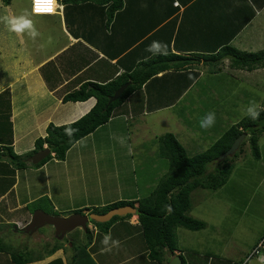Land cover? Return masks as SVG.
<instances>
[{"label":"crops","instance_id":"0c3cea01","mask_svg":"<svg viewBox=\"0 0 264 264\" xmlns=\"http://www.w3.org/2000/svg\"><path fill=\"white\" fill-rule=\"evenodd\" d=\"M145 1L146 3L142 5V8L137 10L136 16L133 13L126 18L123 16H121L122 18L115 17L109 29L105 26V21L104 24H101L102 12L90 10V8L82 14H78L80 16L77 26L70 27L65 15V6L63 3H59L61 0H58V5H63V8L61 9L59 6L57 14L48 15L50 18L45 24H42L41 17L34 15L30 9L27 14L39 33L34 40L27 33L18 35L8 30L4 18L20 15L11 9L12 6L7 7L0 3V148L4 147L5 151V153L2 152L3 150L0 151V226L16 225L17 234L25 235V238L26 235L31 237L29 241L26 238V241L21 244V247L25 244L29 245L25 249V252L28 253L20 255L18 258L13 256L12 262L4 261L6 254L0 248V264H8V262L18 264L16 258L23 264H76L75 257L79 246L87 248V252L96 264H155L151 261L150 249L140 226L138 216L141 200L140 191L139 189L127 191L128 183H131V177L135 178L137 168L134 165L130 168L128 164L127 157L133 161L132 150L129 156L123 154L121 164L115 166L114 159H109L112 155L106 153L107 148L104 145L110 138L108 140L110 143L112 140H116L121 146L127 147L129 150V135L126 134L125 137L122 135L115 136L113 131V129L117 130L115 122L125 115L123 112L118 116L116 110L130 107L133 112L137 111L138 105L133 102V96H136L139 101L145 96L148 104L150 100H153L149 106L154 109L148 112L153 119L151 118L149 125H144V128L150 129L140 135L143 140L139 146L148 147L153 162L158 163L152 168V171L155 169L159 175L155 178L161 179L152 182L155 186L152 184L148 186L151 193L147 197L151 196L172 170L171 164L162 150V154H160L162 136L160 137L159 133L169 134L168 128L164 125L161 128L166 127V131L159 132L157 127L151 128L150 126L157 119L163 122H171L173 125L178 123L176 124V132H171V134L181 143L183 139L180 140L178 129L182 135L184 132H189L182 121L184 116H188L187 111L183 114L182 105L188 96V92L206 75L204 70L207 67L203 66V63L197 65L196 61L188 62L187 66L201 70V76L177 102L170 103L172 98L177 95L167 92L170 89L167 88L166 91L165 84H162L163 88L160 86V90L158 85H155V89H148V91L144 86L114 111L111 120L106 125L77 142L76 145L79 143L80 145L75 146L81 148L79 154L82 156L78 164L80 170H85L84 163L88 157L92 160V165L95 166L100 165L97 158H100L101 162L104 159H109V162L111 161L114 165L113 170L110 171L106 161L107 169L97 171L93 175L95 177L103 173L104 177L101 182L107 183L100 186L102 192L96 195L97 198L83 189H78L81 185V178L80 175H76L77 171L72 175L69 170H65L67 156L75 146L67 152L64 161L53 158L41 167L28 166L24 169H17L6 153L7 148H12L15 154L25 157L35 150L36 140L47 136V128L50 124L56 126L71 124L88 114L96 105V98H91L85 102L64 103V97L79 90L83 84H104L123 74L125 69L118 62V58L123 56L125 51L120 55H117V52L119 49L127 47L128 44L131 48L140 45L139 47H142V50L146 52L143 53L147 55V57H142L144 60L155 56L146 49L148 48V39L156 32L165 33L167 51L182 56L191 57L194 54H205L206 51L203 50L207 48H220L228 45L242 51L255 52L253 51V48H256L255 40L248 42L246 46L242 38L252 40V36L264 32V0H206V5L204 3L202 5L200 0H175L176 10H173L174 13L169 6V0ZM150 6L156 7L155 13L150 11ZM253 11H256L255 18L231 41V30L235 28L236 22L240 18H244L245 15H250ZM73 13L75 14V12ZM156 21H158V25L155 24ZM71 28L77 33L74 34ZM111 28H113V32L110 30ZM108 33H110V37ZM170 35L172 36L171 40H169ZM206 41H208L207 45ZM236 44L239 46L237 47ZM196 50H200V52ZM228 62H230L229 59L223 60L219 65V70L210 73V75L241 79L245 75L251 74L246 70L225 68ZM167 72L170 78L163 77V83L166 85L168 81L175 84L179 79L177 75L181 76V74L176 73V70H170L159 74L158 77L167 74ZM213 93H210V96ZM240 105L239 103L238 108ZM130 108L128 109L130 110ZM258 108L261 109L262 106ZM140 110L145 113L143 104H141ZM214 111L217 117L229 116H222L218 109L214 108ZM238 121L234 120L230 126ZM102 128L106 129L101 130ZM210 136L212 137L213 134ZM220 136L213 137L212 141L205 144L207 147H202V149L207 151ZM120 137L124 138L123 141L120 140ZM186 137L189 138V143L187 145L181 144L190 156V148L199 147L202 140L201 137L197 138V133L194 132ZM82 141L88 146L87 148L82 147ZM44 148H49L48 144H45ZM51 155L55 156L52 152ZM165 159L168 164L160 165V162H164ZM112 178L124 183L123 185L119 184L117 192L106 187L109 186L110 182H113ZM74 186H76L75 189H73ZM23 188H26L28 192H24ZM102 193L103 197L100 196ZM45 199L48 200L50 212L39 207L40 205L35 210L55 215L52 214L53 211L61 217H68L78 210H83V215L104 214L94 212V210L98 208L103 210L118 202H135L134 207L137 209V213L131 217L123 216L124 218L113 222L108 228L90 221L86 231L78 228L67 234L63 240L56 239L57 242L50 244V236L56 238L54 228L49 234L41 235L43 240L33 239L32 235L34 234L30 235L23 232L36 212L32 213L30 207L36 206L37 202H47ZM28 217H31L30 221L27 220ZM108 233L111 234L113 240L120 241V246L119 248H112L111 252H102L101 250L104 248L102 240ZM41 241L47 242L42 248L45 249V252L35 255L39 257L35 258L32 254V248ZM62 242L64 243L62 244ZM56 246H58L57 249H55ZM181 254L182 252L178 247L175 256ZM186 254L189 256V252ZM175 256L168 255L169 260L165 264H168ZM201 258L204 259L201 264H213L217 260L210 254L206 258ZM186 260L187 264L188 261L190 264L195 262L194 256L187 257ZM232 260L234 259L232 258ZM230 262L227 264H231ZM216 263L221 264L223 262Z\"/></svg>","mask_w":264,"mask_h":264},{"label":"rangeland","instance_id":"374dc122","mask_svg":"<svg viewBox=\"0 0 264 264\" xmlns=\"http://www.w3.org/2000/svg\"><path fill=\"white\" fill-rule=\"evenodd\" d=\"M0 3H3L8 7V5L2 0H0ZM59 3H63V0ZM9 6H12L11 9L18 13V15H23L31 9V0H11ZM145 7L147 6L145 5ZM39 17H41L40 20L42 24L48 23L50 18V16L45 15H39ZM242 19L243 18H240L239 21H242ZM242 40L245 42L246 46L248 45V42H253L255 40L254 43L256 48H253V51L264 50V32L261 34L258 33L257 36H252V40H245V37H243ZM153 41H159L166 45L165 33H158L153 39H149L147 43L148 46ZM207 43L208 41H206V45ZM236 46L238 47L239 45L236 44ZM197 52H200V50ZM230 62H228L225 68L230 67ZM218 68L219 66L216 67V70ZM216 70H213V72H210L211 70H204L206 71V75L198 81V85L196 84L193 89L188 92V96L185 98L182 105L183 114H185L186 111L188 113V116H184L182 121L189 129V132H184L182 135V132L178 129L180 140L183 139V142L181 141V143L187 145L189 143V138L186 136H189L192 132L197 133V138L201 137L202 140L199 147L190 148V156L205 152L206 150L202 149V147H207L205 144L212 141L213 137H218L227 131L234 120L238 121V119L248 117V115H246V110L250 102H255L258 107L260 105H262V107L264 106V69L256 72L253 71L251 74L245 75L241 79H231L230 77L221 75L218 77L211 76L210 73H214ZM163 82V78L155 80L153 83L149 84L147 91L148 89H155V85H158L160 90V86L163 88L162 84H165L166 86V83ZM210 93H213L212 96H210ZM132 100L138 105V110L133 112L130 107L119 108L116 110L118 116L123 112H125V115L121 116L119 120L115 122L117 125H114L117 126V130L113 129L115 136L122 135V137H125L126 134L129 135L130 151L127 147L121 146L116 140H112V143H110L108 141L110 138L105 142L104 147L107 148L106 153L113 156L109 157V159H114L115 166L121 164L123 154L129 156V153L132 150L133 161L130 157H127L128 164L130 168L133 165L137 168L135 178L131 177V183H128L127 191L139 189L142 200L147 198L149 193H151L148 186H150L152 182L159 181L161 178H155L159 177V175H157L155 169L152 171V168L155 165H158V163L153 162L151 158L152 155L149 153V148L144 146L139 147L141 140H143L140 135L150 129L144 128V125H149L151 123L152 117L149 116L148 112L154 109L149 106L153 100H150L149 104L145 96L140 101L136 96H133ZM239 103L241 104L239 106L240 108H238ZM141 104L145 107V113L140 110ZM128 108H130V110ZM214 108L218 109L222 116H229L222 118L215 115V124L213 127L207 130L200 128V120L209 112L215 113ZM225 111L227 112L225 113ZM176 124L173 125L171 122H163L162 120L157 119L150 127H157V131L163 132L166 131V127H161L166 125L169 131L168 133H175L177 130ZM105 129L106 128H102L101 130ZM159 134L160 137L164 136V134ZM211 134H213L212 137L210 136ZM122 137H120L121 141L124 139ZM81 144H83L82 147L84 146V149L88 147L85 145L84 141H82ZM78 145H80V143ZM258 145L262 152L261 160L255 159L252 155V148L248 140H246L245 145L239 149L235 156H232L229 159L230 161L227 165L232 167V174L222 189L215 192L199 188L192 193V209L189 215L205 222L206 227L200 231H191L180 227L176 230V242L180 251H184V257L187 258L194 256V264H201L202 260L204 261L201 257L206 258L208 254L217 255L218 260L216 261L223 260V263L221 264H227L230 261L234 262V260L240 264H260V258L264 257V250L261 251L259 255L250 257L253 252V246L256 245L261 238L264 239V134L259 136ZM76 146L67 156L65 170H69L72 175L77 171L76 175H80L81 178V185L78 189H83L85 192L90 193L94 198H97L96 195L102 192L100 186L106 185L107 183L101 182V179L104 177L103 173H100L95 177L93 175L97 173V171L107 169V162L110 171L113 170L114 165L111 161L109 162V159H104V161L101 162L100 158H97L98 164L100 163V165L95 166L94 164L92 165V160L88 157V159H85L86 161L84 163L85 170L82 171L78 166L82 157L79 154V149L81 151V148ZM1 150L5 153L4 147H1L0 151ZM6 153L8 156V152ZM160 154H162L161 148ZM167 162L168 161L165 159L164 162H160V165H165ZM210 166L209 170L212 171L214 170V167H217V164H213L211 168ZM112 181L113 182H110L109 186L106 187L114 190L113 192L118 191L119 184H124L123 182L120 183V181L115 178H112ZM152 185L155 186V184ZM75 188L76 186L73 187V189ZM23 189L24 192H28L26 188ZM103 193L100 195L101 197H103ZM45 200L47 202H37L36 206L32 205L30 211L32 213L35 212V208L40 205L39 207L50 212L51 208L48 205V200ZM100 209L102 210V208ZM78 211L76 213H78ZM52 214L57 216L53 211ZM27 220L30 221L31 217H28ZM52 228V226L48 225L40 229L36 234L34 233L35 236L32 235V238L43 240L41 235L49 234ZM16 231V225H9L8 227L0 226V247H6L5 250H2V252H5L6 254L4 261L12 262L13 256H20L28 253L25 252V249L29 247V245L25 244L21 247V244L26 241V238L27 241H29L31 237L26 235L25 238V235L17 234ZM50 237L52 240H50V244L57 242L54 236ZM63 243L64 242H62V244ZM45 244H47V242L41 241L32 248V254H34L35 258H39L35 255H40L45 252V249H42L45 247ZM187 252H189V256H187ZM232 258L234 260H232ZM216 261L213 264H219L216 263ZM8 264L11 263L8 262ZM188 264H190L189 261Z\"/></svg>","mask_w":264,"mask_h":264},{"label":"trees","instance_id":"16d2710c","mask_svg":"<svg viewBox=\"0 0 264 264\" xmlns=\"http://www.w3.org/2000/svg\"><path fill=\"white\" fill-rule=\"evenodd\" d=\"M2 1L8 6L11 4V0ZM169 1V6L172 8V11L176 10L174 6L175 0ZM63 3L67 22L70 27L77 26L78 17L80 16L78 14L88 11L90 8V10L94 9L102 12L103 18L101 24H104L105 21V26L109 29L115 17L122 18L121 16H123V18H126L129 14L133 13L134 16H136L137 10L141 9V4L143 5L146 1L63 0ZM200 3L206 5V0H200ZM155 8L154 6H150V11L155 13ZM73 12H75L76 15ZM255 16L256 11H253L250 15H245L242 21L239 22L236 20L239 23L236 22L235 28L231 30V41L241 33ZM157 22L158 21H156L155 24L158 25ZM232 25H234L233 22ZM71 30L74 34L77 33V31H74L72 28ZM110 30L113 32V28ZM108 34L110 37V33ZM157 34L156 32L151 35L150 39H153ZM171 37L170 35L169 40H171ZM218 38L219 36L217 40ZM139 46L140 45H135L131 48L130 44H128L127 47L118 50L117 55L125 51V53L122 54L123 56L118 58V62L125 69L123 74L108 83L83 84L79 90L64 97V103L85 102L91 98H96L97 103L88 114L71 124L63 126L50 124L47 128V136L36 140L35 150L25 157L15 154L12 148H7L6 152H8V156L15 167L17 169H24L28 166L41 167L53 158L64 161L67 152L77 142L106 125L111 120L114 111L122 106L133 93L141 90L144 86L148 88L149 84L153 83L155 80L165 76L170 78L168 72L161 78L158 77L159 74L166 71L176 70V73L181 74V76L177 75L179 79L175 84L168 81L165 88L166 91L167 88L170 89V91L167 92L177 95L172 98L170 103L177 102L201 76V70L187 66L190 61H196L197 65L203 63V66L207 67V71L211 70L210 72L216 70V67L221 65L225 59L231 61L230 67L234 69L246 70L248 72L264 69V50L247 52L228 45L221 46L220 48L214 47L211 48L212 50L207 48L203 50L206 51L205 54H194L191 57L174 54L168 50L167 55H155L144 60L142 57H147V55L144 54L146 52ZM217 70H219V68ZM130 81L131 84L122 97L110 103L111 98L119 88ZM263 107L261 109H263ZM258 110H260V108H258ZM67 127L76 130L72 137L65 135V128ZM243 133H246V138L243 140L241 147L244 146L246 140H248L252 148V155L255 159L260 160L261 152L258 143L259 136L264 134V110H260L258 119L253 120L248 116L239 120L236 124L230 126V128H228L207 151L193 157L188 155L187 150L173 134L169 133L161 137V150L168 158L172 172L161 182L151 196L140 200V206L138 208L142 234L150 249V258L152 262L155 264H165L169 260L168 255L175 256V251L178 250L176 242V230L178 228L183 227L191 231H200L206 227L205 222L189 215L192 209L191 195L199 188L216 192L226 185L232 174V167L227 165L231 157H228L220 163H217V161L220 156L232 147L235 140ZM45 144H48L51 152L54 153L55 156L53 157L50 155L38 165L29 164L26 159L36 152L43 150ZM213 164H217V167H214V170L210 171L209 166ZM126 205L134 206L135 202H118L101 211L94 210V212L105 213L111 209ZM78 213L83 214V210L78 211ZM127 217H131V215ZM121 218L124 217H115L112 221L105 224L94 223L101 227L108 228L113 222ZM263 240L264 239L261 238L254 246L253 250ZM0 248L2 250L6 249V247ZM57 248L58 246L55 247V249ZM183 253L184 252H182L180 256L183 259V264H187V260L183 256ZM212 256L216 257L218 260L217 255L212 254ZM16 257L18 258V256ZM17 258L16 262L18 264H23V262ZM75 262L76 264H96L87 252V248L80 246L77 248ZM216 262H223V260ZM230 263L234 264V262ZM235 264L240 263L236 262Z\"/></svg>","mask_w":264,"mask_h":264},{"label":"water","instance_id":"95a60500","mask_svg":"<svg viewBox=\"0 0 264 264\" xmlns=\"http://www.w3.org/2000/svg\"><path fill=\"white\" fill-rule=\"evenodd\" d=\"M130 84L131 82L119 88V90L111 98L110 103L120 99ZM245 138L246 133H243L241 136H239L233 143L232 147L218 159L217 163L223 162L228 157L234 156L240 149L241 144ZM50 155L51 150L49 148H44L43 150L38 151L32 156L28 157L27 162L31 165H38L45 159H47ZM136 213L137 209L131 205L117 207L104 214L91 213L89 215H83L80 213H76L68 217L54 216L38 210L33 214L31 222L23 229V232L32 235L38 232L40 229L49 225L54 228L56 238L58 240H63L67 234L75 231L78 228L86 231L90 221L105 224L112 221V219L115 217L134 215ZM168 264H183V259L180 255H177L172 258Z\"/></svg>","mask_w":264,"mask_h":264},{"label":"clouds","instance_id":"9594fccd","mask_svg":"<svg viewBox=\"0 0 264 264\" xmlns=\"http://www.w3.org/2000/svg\"><path fill=\"white\" fill-rule=\"evenodd\" d=\"M56 5H57V0H33L32 13H36V14L53 13L55 11ZM60 7L62 9L63 5H60ZM4 20L6 22V26L8 30L11 32H14L18 35L27 33V35L33 40L39 35V33L37 32L34 26L32 19L29 18L27 13L20 15L18 17L4 18ZM146 50L152 53L153 55H167V46L159 41H153ZM260 110H264V109H260ZM260 110H258V105H256L255 102H250L246 110V115H248L253 120L258 119L260 115ZM199 123H200V128L204 130L211 128L215 124V113L214 112L207 113L200 120ZM75 131H76L75 129H72L71 127H67L65 128V135L72 137ZM102 244L104 245V248H102L101 250L102 252H111L112 248H119L120 241L113 240L111 234L108 233L105 234V236L103 237ZM260 264H264V257L260 258Z\"/></svg>","mask_w":264,"mask_h":264},{"label":"built area","instance_id":"2783aa9c","mask_svg":"<svg viewBox=\"0 0 264 264\" xmlns=\"http://www.w3.org/2000/svg\"><path fill=\"white\" fill-rule=\"evenodd\" d=\"M59 8L60 7H59L58 2H57L55 11L53 13H41V14L33 13V14H35V15H55L58 13ZM31 10L33 12V0L31 1ZM263 250H264V240L257 245V247L253 250L250 257H252L254 255H259V253Z\"/></svg>","mask_w":264,"mask_h":264}]
</instances>
